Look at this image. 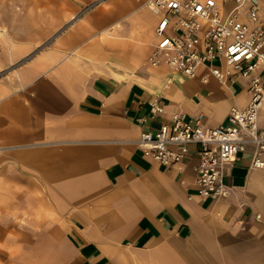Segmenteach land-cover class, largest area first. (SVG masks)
Returning a JSON list of instances; mask_svg holds the SVG:
<instances>
[{"label": "crops", "instance_id": "crops-1", "mask_svg": "<svg viewBox=\"0 0 264 264\" xmlns=\"http://www.w3.org/2000/svg\"><path fill=\"white\" fill-rule=\"evenodd\" d=\"M147 1L0 0V264H264L252 145L224 168L228 196L211 199L196 191L198 146L162 165L135 144L174 111L224 124L264 66L227 86L151 66ZM215 2L223 16L234 6ZM241 20L264 25V0ZM153 98L163 114L139 125Z\"/></svg>", "mask_w": 264, "mask_h": 264}, {"label": "built area", "instance_id": "built-area-1", "mask_svg": "<svg viewBox=\"0 0 264 264\" xmlns=\"http://www.w3.org/2000/svg\"><path fill=\"white\" fill-rule=\"evenodd\" d=\"M232 2L234 6L223 16L215 0H148L147 6L159 15L149 64L165 65L190 78L203 69L224 86L264 66V25L250 27L241 20V7L247 0ZM246 16L256 21L255 5H250ZM206 75L201 81H206ZM246 89V105L231 106L224 124L204 127L202 114L190 119L182 111H174L157 129L141 131L136 147L162 165H174L185 158L189 145L198 146L194 168L197 194L211 199L227 197L224 168L248 145L254 149L250 166L264 169V131H257L264 86L258 76H253L248 77ZM146 106L147 115L136 118L139 125L163 114L156 98L147 100Z\"/></svg>", "mask_w": 264, "mask_h": 264}, {"label": "rangeland", "instance_id": "rangeland-1", "mask_svg": "<svg viewBox=\"0 0 264 264\" xmlns=\"http://www.w3.org/2000/svg\"><path fill=\"white\" fill-rule=\"evenodd\" d=\"M86 8H89V7H86ZM86 8H85V9H86ZM79 14H80V13H79ZM79 14H78V15H79ZM78 15H76V16H78Z\"/></svg>", "mask_w": 264, "mask_h": 264}]
</instances>
